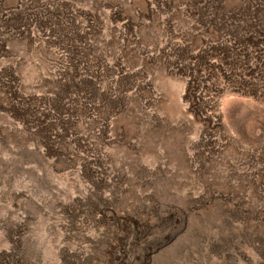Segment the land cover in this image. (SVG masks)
<instances>
[{"label": "rangeland", "instance_id": "1", "mask_svg": "<svg viewBox=\"0 0 264 264\" xmlns=\"http://www.w3.org/2000/svg\"><path fill=\"white\" fill-rule=\"evenodd\" d=\"M0 264H264V0H0Z\"/></svg>", "mask_w": 264, "mask_h": 264}, {"label": "trees", "instance_id": "2", "mask_svg": "<svg viewBox=\"0 0 264 264\" xmlns=\"http://www.w3.org/2000/svg\"><path fill=\"white\" fill-rule=\"evenodd\" d=\"M184 101L190 103V107H189L190 112L193 111L194 112L196 111V113L198 112L197 110L200 108L201 102H199V99L196 97V93L194 90H190L188 88L184 96ZM196 101H198V103Z\"/></svg>", "mask_w": 264, "mask_h": 264}]
</instances>
